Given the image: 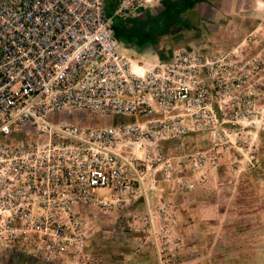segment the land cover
I'll list each match as a JSON object with an SVG mask.
<instances>
[{
    "label": "built area",
    "instance_id": "1",
    "mask_svg": "<svg viewBox=\"0 0 264 264\" xmlns=\"http://www.w3.org/2000/svg\"><path fill=\"white\" fill-rule=\"evenodd\" d=\"M107 1L0 0V252L98 264L78 207L146 198L149 165L138 148L218 122L206 78L227 87L222 59L185 49L168 60L131 58L113 17L164 0H117L110 15ZM79 111L133 120L102 126L70 119ZM171 169L161 168L166 176ZM193 185L181 182L184 190ZM164 219L163 229L176 224Z\"/></svg>",
    "mask_w": 264,
    "mask_h": 264
},
{
    "label": "rangeland",
    "instance_id": "2",
    "mask_svg": "<svg viewBox=\"0 0 264 264\" xmlns=\"http://www.w3.org/2000/svg\"><path fill=\"white\" fill-rule=\"evenodd\" d=\"M159 4L130 16L154 18L167 5ZM230 7L231 15L222 23L233 29V39L226 44L203 41L193 49L201 57L222 59L227 87L218 88L206 78L217 124L138 148L149 165L146 181L152 189L140 198L142 203H112L89 211L90 248L103 250L98 264H264V0H236ZM115 37L119 45L126 38ZM178 49L190 50L174 51ZM70 119L90 124L96 117L79 111ZM165 164L172 168L170 176L161 170ZM184 179L193 182L191 189H182ZM170 216L176 224L164 230V218ZM113 237L144 250L114 256ZM0 264L45 263L0 252Z\"/></svg>",
    "mask_w": 264,
    "mask_h": 264
},
{
    "label": "crops",
    "instance_id": "3",
    "mask_svg": "<svg viewBox=\"0 0 264 264\" xmlns=\"http://www.w3.org/2000/svg\"><path fill=\"white\" fill-rule=\"evenodd\" d=\"M109 1L111 0H108L107 4ZM219 3H221V7L217 5ZM224 3L226 4V9L223 8ZM235 3L236 0H164L159 5L167 4L166 7L154 18L142 17L141 15L136 17L130 15L118 17L120 19H130L132 22H135L136 24L138 23V25L142 26L140 37L138 35L129 36L124 39L120 38L122 40L120 46L124 49V52L130 50V52L135 54L136 56L134 58L130 56L133 59L141 58L140 60H168L172 56V51L177 48H182L183 46H187L190 50H193L197 47V44H203V41H208L212 44L229 43L231 39H233V29L230 31L228 23L223 24L222 22L230 17L232 12L230 4L234 6ZM113 8L110 14L112 13ZM173 11L180 12L175 16L171 15L170 17L172 21L169 23V21H167V16ZM106 13L110 15L107 10ZM157 19L162 21L158 23L160 27L158 26L153 28L152 21ZM149 28L151 29V34H149L147 31ZM227 31L230 34H227ZM107 118V124L129 122L133 120L132 117L122 116H109ZM173 140L176 139H172L170 141ZM134 203H142V200L139 199L130 204ZM78 209L83 213V215H85L86 220L89 221V217H91V214L88 215V213H90L89 211L98 209V207L84 205L79 206ZM92 212L94 213L96 210ZM98 234H100V232H98ZM114 239H117V237H113V240L110 241L112 243L111 249H113L112 251L115 253L114 256L118 255V251L119 253H122L123 251L132 252L136 249L132 248L130 246L131 244H127L129 242H123ZM87 247L92 254L93 260L98 261V258H101V255L103 254V250L99 246H96L94 249L90 248L88 236ZM94 250H96V252ZM136 250L138 252H143L144 249L140 247ZM93 251L95 253H100V257L93 255ZM4 252L18 251L6 250ZM32 259L39 260L36 258Z\"/></svg>",
    "mask_w": 264,
    "mask_h": 264
},
{
    "label": "trees",
    "instance_id": "4",
    "mask_svg": "<svg viewBox=\"0 0 264 264\" xmlns=\"http://www.w3.org/2000/svg\"><path fill=\"white\" fill-rule=\"evenodd\" d=\"M115 2H117V0H111L108 2L106 10L107 12L110 14L112 8L114 7ZM180 11H173L171 12L167 17V21H169V23L172 21L171 20V15H177ZM162 22L160 21V19L152 21L153 24V28L154 27H158V23ZM160 27V26H159ZM140 28V29H139ZM113 30H114V34H118L120 33V35H124V37H129V36H138L140 37V33L142 31V26L138 25V23L136 24L135 22H132L130 19H120L118 18L117 24L113 23ZM147 31L149 32V34H151V29H147ZM122 32V33H121Z\"/></svg>",
    "mask_w": 264,
    "mask_h": 264
},
{
    "label": "water",
    "instance_id": "5",
    "mask_svg": "<svg viewBox=\"0 0 264 264\" xmlns=\"http://www.w3.org/2000/svg\"><path fill=\"white\" fill-rule=\"evenodd\" d=\"M95 117H96V120H97L98 122L94 119V120L92 121V123H90V124H94V125H102V126L113 124V123H109V124H107V123H108V118H107V117H109V116L95 115ZM117 123H119V122H117Z\"/></svg>",
    "mask_w": 264,
    "mask_h": 264
}]
</instances>
